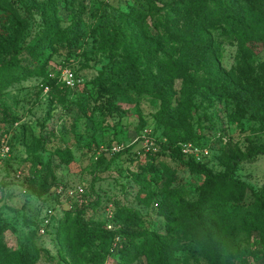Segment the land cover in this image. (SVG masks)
<instances>
[{
  "label": "rangeland",
  "instance_id": "1",
  "mask_svg": "<svg viewBox=\"0 0 264 264\" xmlns=\"http://www.w3.org/2000/svg\"><path fill=\"white\" fill-rule=\"evenodd\" d=\"M176 1L0 0V123L19 125L0 160V264H155L149 255L162 246L169 264H264L261 224L225 239L220 218L179 207L264 197V106L249 109L241 97L264 105V0L239 1L246 30L208 24L239 90L200 69L162 77L159 61L181 58L202 2ZM115 28L125 38L112 54ZM187 137L208 154L180 161L162 149ZM114 201L138 221L112 223L136 237L119 236L108 254L102 241L81 238L68 213L90 205L85 220L96 223ZM127 248L124 259L117 251Z\"/></svg>",
  "mask_w": 264,
  "mask_h": 264
},
{
  "label": "trees",
  "instance_id": "2",
  "mask_svg": "<svg viewBox=\"0 0 264 264\" xmlns=\"http://www.w3.org/2000/svg\"><path fill=\"white\" fill-rule=\"evenodd\" d=\"M186 1L197 2L199 0H177L172 7L182 6L186 3ZM239 1L240 0H202L201 4H199L192 34L186 39L183 46L181 58H179L176 62H174L171 58L166 61H159L158 65L160 66V70L164 73V76L162 77L168 78L172 81L183 80L186 79L188 70L200 69L209 77L214 78L217 81H227L228 86L239 90L236 79L234 77H230L229 73L221 68L214 38L208 29V24L215 23L218 25H224L231 32L246 30V14ZM112 38L113 39L110 43L108 41L105 42H108L107 47L109 48V51L114 54L124 43L125 37L119 28H115ZM122 57L124 62H131L129 55L124 54ZM131 64L133 65L132 62ZM8 68L10 72H13L15 66H9ZM110 76L117 79L119 74L115 71H111ZM241 97L249 109L258 110L259 107L264 106L263 103L254 102L252 97L245 95L242 90ZM15 124L16 123L11 122L0 123V131L11 133L12 130L19 126L15 127ZM194 140L195 139L192 137H187L181 143L169 142L167 144H162V149L165 152H169V155L173 158L183 161L184 155L181 152L182 145L192 143ZM203 145L204 144H202V146ZM147 157L150 158V160H156L159 157V153H150L147 154ZM190 162L196 166L194 161H189V163ZM242 187V184H236V188L241 189ZM169 194V192L164 194L166 202L169 201L167 200L170 198ZM252 196L253 199L249 203L246 201L242 204H230L227 202L220 203L218 205L212 204L208 207H203L201 203L192 210H189L186 205H180L179 207L185 209L184 211H187L189 216L193 219H199L200 215L210 216L209 214L220 218V221L223 224L220 234L223 238L227 239L236 232H250L251 230L257 228L255 225L258 226L261 224L264 228V197L255 194L254 191H252ZM95 204L97 205L98 203ZM112 205L114 207V219L111 221L112 223L114 221L122 220L126 224V227H130L138 221V214L133 213V211L127 209L126 207H122L119 202L114 201ZM157 206L159 207L160 205L157 204ZM89 212L95 214L96 210L94 208H90V205H86L68 213L69 217H74L73 220L78 233L86 242L96 244L97 242L102 241L106 252L109 254L118 250L119 244L117 243V245H115V239L117 237L121 236L128 239L130 242L134 241L136 235L129 233L128 230H108L107 219L96 223L86 222L85 216L86 214L88 215ZM161 249L162 250H158L159 255L156 251H153V253L149 255L150 262H152L155 258L157 262L155 264L170 263V254L167 247L162 246ZM128 250L129 248L126 250L122 249L117 251V253H120V256L127 259L126 252ZM218 264H229V262L223 258Z\"/></svg>",
  "mask_w": 264,
  "mask_h": 264
},
{
  "label": "built area",
  "instance_id": "3",
  "mask_svg": "<svg viewBox=\"0 0 264 264\" xmlns=\"http://www.w3.org/2000/svg\"><path fill=\"white\" fill-rule=\"evenodd\" d=\"M63 83L66 85L67 88L73 89L75 87V75L71 69H66L63 72ZM46 92L49 91V87L45 88ZM18 124H15V127H17ZM143 148L145 150H152L154 143L152 140V137L150 136H144L141 142ZM181 152L184 156H192L199 158V155L201 154H208L207 152L201 150L200 148L193 146L192 144H183L181 147ZM11 153V147H10V135L9 133L5 131H0V160H8L9 155ZM59 194H63L64 192L62 189H59ZM76 193L82 194L83 190L82 188H77ZM106 218L108 220V230H114V225L112 224V220L114 219V207L113 205H110L107 209ZM120 242V238L117 237L115 239V245Z\"/></svg>",
  "mask_w": 264,
  "mask_h": 264
}]
</instances>
